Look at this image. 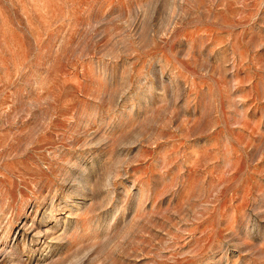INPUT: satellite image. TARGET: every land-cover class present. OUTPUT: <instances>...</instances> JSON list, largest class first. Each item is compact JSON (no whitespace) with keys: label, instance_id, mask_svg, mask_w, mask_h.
Segmentation results:
<instances>
[{"label":"rangeland","instance_id":"374dc122","mask_svg":"<svg viewBox=\"0 0 264 264\" xmlns=\"http://www.w3.org/2000/svg\"><path fill=\"white\" fill-rule=\"evenodd\" d=\"M0 264H264V0H0Z\"/></svg>","mask_w":264,"mask_h":264}]
</instances>
